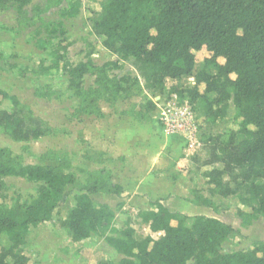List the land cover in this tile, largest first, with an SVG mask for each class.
Instances as JSON below:
<instances>
[{
  "label": "trees",
  "instance_id": "1",
  "mask_svg": "<svg viewBox=\"0 0 264 264\" xmlns=\"http://www.w3.org/2000/svg\"><path fill=\"white\" fill-rule=\"evenodd\" d=\"M9 2L15 5L19 22L31 26L52 8L57 9L60 18L76 15L81 0H0V10ZM90 24L106 50L130 60L144 89L153 96L163 93L167 80L191 77V86L182 90L172 87L171 92L180 98L188 97L198 106L202 118L212 122L224 118L232 103L234 117L241 120L239 132L244 136L236 141V133L230 131L227 137L205 138L207 158L203 165L211 167L205 175L210 185L208 192L222 197L236 195L246 209L237 210L244 225L264 218V0H102ZM50 45L51 63H40L30 72L64 71L67 88L87 113L103 116L95 105L102 91L115 99L138 84L136 78L110 76L108 71L117 68L116 62L96 65L87 57L70 64L62 39ZM35 46L46 49V40L38 38ZM202 48L209 53L205 66H212L215 73L205 68L194 72L195 52ZM28 71L20 69L21 75ZM85 74L94 75L96 88L83 87ZM53 94L43 87L35 91L37 97ZM0 98L19 104L14 95L2 90ZM145 104V112L155 109L153 101L147 99ZM119 114L134 115L127 111ZM250 125L253 130L247 129ZM0 128L15 141L46 133L40 120L26 118L17 109L0 110ZM50 152L40 157L51 159ZM69 168L67 161L58 165L24 164L10 149L0 147V178L12 176L41 183L29 203L15 202L10 207L0 204V264H29L22 253L26 234L31 226L51 219L65 188L75 182ZM96 193L121 196L123 188L112 180L109 169L87 172L85 184L63 222L73 241L88 238L114 220V211L107 204H96L91 199ZM202 205L216 211L208 198ZM149 206L137 215L151 232L163 234L156 239L150 235L136 239L133 227L126 225L118 235H106V243L122 256L118 264H264L261 241L246 250L220 253L221 243L234 230L228 223L215 217L171 211L160 198L149 200ZM2 236L7 241L5 245ZM97 264L114 263L102 260Z\"/></svg>",
  "mask_w": 264,
  "mask_h": 264
},
{
  "label": "rangeland",
  "instance_id": "2",
  "mask_svg": "<svg viewBox=\"0 0 264 264\" xmlns=\"http://www.w3.org/2000/svg\"><path fill=\"white\" fill-rule=\"evenodd\" d=\"M43 1L32 0L33 3ZM101 1L81 0L78 13L72 17L60 18L57 9L52 8L31 26L19 22L12 2L0 10V90L14 95L19 102L14 105L11 100L0 98V110H20L24 117L40 120L46 131L38 138L15 141L0 128V147L10 149L24 164L58 165L67 161L70 164L68 171L75 176V182L65 188L51 219L29 228L22 248L29 264H97L102 260L118 264L122 256L106 243L104 237L118 235L126 225L133 227L136 239L146 235L156 239L162 235V232H151L137 215L138 211L150 209L149 196L155 197L160 193L167 199L178 201L181 209V203L202 205L204 198L210 199L212 206L216 207V211L208 207L210 212L234 228L221 243L220 253L246 250L256 241L264 242V218L244 225L237 210L246 209L239 204L236 195L222 197L208 192L210 185L205 175L211 167L203 165L207 158L205 138L208 135L227 137L230 131L236 133V141L244 136L239 132L241 120L234 117L232 103L229 102L224 118L212 122L199 115L198 106L192 104L188 97L180 98L176 92H171L172 87L182 90L191 86V77L167 80L163 93L155 96L144 89L143 80L130 60L121 59L106 50L101 38L91 30L90 17L99 11ZM38 38L46 40V49L40 50L35 46ZM59 39L67 45L65 57L70 64L85 61L87 57L96 65L113 61L117 68L108 71L110 76L138 79V84L129 92L113 99L102 91L95 102L100 112L107 116L126 111L134 114L132 118L141 125L132 127L129 124L128 129L133 133L130 132L125 141L117 142L112 134L116 126L121 128L124 124L105 122L104 114L100 117L99 113H87L79 98L67 88L68 77L64 71L54 69L48 74L30 72L40 63L45 66L51 63L50 44ZM195 57L194 72L205 68L207 72L215 73L212 66L204 64V59L209 57L205 48L195 52ZM218 61L223 62V59ZM23 68L29 70L25 75L20 73ZM39 87L54 94L37 97L35 91ZM83 87L96 88L94 75L83 76ZM147 99L155 104V109L149 113L144 110ZM163 113L167 127L178 135L165 133L159 128L156 121ZM247 129L253 130V126ZM48 151H52L49 154L52 158L42 159L40 156ZM99 167H108L112 178L126 192L121 196L92 194L91 199L96 204L104 201L111 205L114 220L88 238L73 241L63 222L85 184L87 172ZM39 185L40 182L20 177H2L0 204L10 207L15 202L29 203L36 196ZM1 240L2 244H7L4 236Z\"/></svg>",
  "mask_w": 264,
  "mask_h": 264
},
{
  "label": "crops",
  "instance_id": "3",
  "mask_svg": "<svg viewBox=\"0 0 264 264\" xmlns=\"http://www.w3.org/2000/svg\"><path fill=\"white\" fill-rule=\"evenodd\" d=\"M103 114H104V116L106 115V117L104 118L105 119V122H113L115 125L116 124L119 125L120 123L121 124H124L121 128H119V127L116 126V128H115L116 131L112 133L114 135L115 140L117 142H123V141H125L127 139V137L129 136L130 132H132V131H129V129H128L129 124L132 127L141 125L139 121L135 120L134 118H132V116H129V115H122V114L115 115V114H113L112 116H107V114L104 113V112H103ZM156 122H157V125L159 126V128H162L161 125H160V123L158 121H156ZM138 129H142V128H138ZM124 132H126V133H124ZM142 134H143V131H142ZM110 154H112V153H110ZM112 155H116V153H113ZM99 168H101V167H99ZM103 168H106V167H103ZM96 169H98V168H96ZM106 169H108V167ZM93 170H95V169H93ZM90 171H92V170H90ZM112 180L114 182L120 184L119 182L115 181L114 178H112ZM152 180H156V179L153 178ZM122 188H123V186H122ZM125 192L126 191L123 188V194H125ZM157 198L162 199V204L164 206H166L171 211H176V212L182 213V212H180V210H181V211H183L182 214H186V215L187 214H192V213H195L196 212L195 215H205V216L215 217V218H218L219 220L223 221L222 219H220L219 217H217L215 214H213L212 212H210V209L208 207H206V206L181 203L182 204V208H183V209H181V208H178V205H179L177 203L178 201L173 200V198L167 199V198H165V195H163L162 193L156 194L155 197L149 196V199L150 200H154V199H157ZM101 203H105V202L103 201ZM105 204H107V203H105ZM107 205L109 207H111V205H109V204H107ZM157 233H161V231H158Z\"/></svg>",
  "mask_w": 264,
  "mask_h": 264
},
{
  "label": "built area",
  "instance_id": "4",
  "mask_svg": "<svg viewBox=\"0 0 264 264\" xmlns=\"http://www.w3.org/2000/svg\"><path fill=\"white\" fill-rule=\"evenodd\" d=\"M182 113H184V111H182ZM164 115V113L163 114H161V117H160V119L158 120V122L160 123V125H161V127H162V129H163V131L165 132V133H168V134H177V133H172L173 131H171L168 127H167V124H166V122H164V117H162ZM167 116H165V118H166ZM166 121V120H165ZM178 135V134H177ZM180 136V135H179ZM181 138H182V136H180Z\"/></svg>",
  "mask_w": 264,
  "mask_h": 264
}]
</instances>
